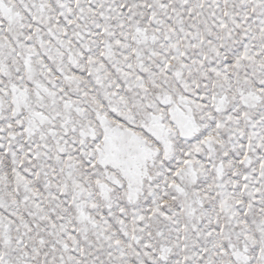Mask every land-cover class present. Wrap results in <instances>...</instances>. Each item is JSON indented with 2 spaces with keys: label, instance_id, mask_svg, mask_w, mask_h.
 <instances>
[{
  "label": "snow or ice",
  "instance_id": "obj_1",
  "mask_svg": "<svg viewBox=\"0 0 264 264\" xmlns=\"http://www.w3.org/2000/svg\"><path fill=\"white\" fill-rule=\"evenodd\" d=\"M0 264H264V0H0Z\"/></svg>",
  "mask_w": 264,
  "mask_h": 264
}]
</instances>
